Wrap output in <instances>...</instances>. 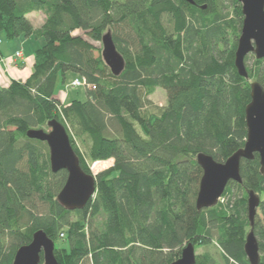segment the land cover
<instances>
[{
    "label": "trees",
    "instance_id": "16d2710c",
    "mask_svg": "<svg viewBox=\"0 0 264 264\" xmlns=\"http://www.w3.org/2000/svg\"><path fill=\"white\" fill-rule=\"evenodd\" d=\"M192 1L0 0V35L42 42L30 76L0 88V264H12L39 230L53 241L58 264H172L190 243L207 249L195 264H249L250 191L260 200L252 230L264 264L257 155L241 160V184L229 182L216 206L195 207L202 176L196 157L224 163L244 146V110L251 82L264 86V59L248 67L247 56L248 78L239 77L240 4ZM37 11L46 19L34 28L27 15ZM76 31L93 42L110 31L122 73L112 76L101 49ZM67 72L84 82V100L63 104L56 95ZM156 89L165 91L162 107L149 100ZM51 120L65 129L84 173L112 161L95 176V195L83 210L59 206L66 172L51 173L46 144L26 137Z\"/></svg>",
    "mask_w": 264,
    "mask_h": 264
},
{
    "label": "water",
    "instance_id": "95a60500",
    "mask_svg": "<svg viewBox=\"0 0 264 264\" xmlns=\"http://www.w3.org/2000/svg\"><path fill=\"white\" fill-rule=\"evenodd\" d=\"M193 5L192 0H184ZM241 6L242 26L234 53V67L239 77L248 78L245 58L253 55L256 60L264 59V0H236ZM101 58L114 77L125 67L117 51L110 31L101 37ZM246 140L244 146L232 154L224 163L212 157L198 154L196 162L202 170L195 200L197 211L216 206L229 182L241 184V160L251 161L254 155L259 159V173L264 177V86L259 82L250 84V102L245 107ZM48 131L31 129L26 137L46 144L49 150L50 171L56 174L66 172V180L56 196V202L68 212L80 211L96 192L94 175L84 173L74 153L68 135L55 120L47 123ZM258 196L250 191L247 198V213L251 231L244 243V253L249 264H258L259 248L253 233V223L259 206ZM58 264L54 256V243L39 230L32 235L29 244L21 246L14 254L12 264ZM196 254L190 243L181 252L180 258L172 264H195Z\"/></svg>",
    "mask_w": 264,
    "mask_h": 264
},
{
    "label": "rangeland",
    "instance_id": "374dc122",
    "mask_svg": "<svg viewBox=\"0 0 264 264\" xmlns=\"http://www.w3.org/2000/svg\"><path fill=\"white\" fill-rule=\"evenodd\" d=\"M225 6H227L226 12L229 14L230 17H233L234 16L233 15V8L230 7L228 5V3L225 4ZM28 15H29L28 16L29 17L28 20L30 21V23L32 24V26L34 28L41 27L43 25L45 19H46V16L44 15V13H42L40 11L32 12V13H30ZM162 23H163V25L167 26L168 29H170V27L167 25L168 22H167L166 17H163L162 18ZM73 35L74 36H82L86 40L91 41V38L88 35H86L83 32H81V31H76V32L73 33ZM238 37H239V35H238ZM23 40H24V38H19V39H15L14 41H7L4 38L3 35H0V46L5 48V51H6V53L8 55H12V54H14L15 51H18V52H21V53H29V52L31 53L32 51H34V49H35V47L37 45H39V46L42 45V42L41 41H38V44L34 48H32L36 41H34L33 39H31V41H30L31 44L28 43V45H26L25 47H22L21 48L19 46V42H22ZM91 42H93V41H91ZM93 44L96 47H98V48L101 49V41L100 42H93ZM14 58H15V54H14ZM254 59H255L254 56L253 55H250V57L248 58V60L246 62V65L248 67H251ZM74 79L80 80V78L78 77V75H75L72 72H67L65 74H60L59 77H58L57 85H59V87L56 90V95L58 97L59 96H62L63 97V99H64L63 104H65V102L68 103V102H70L73 99L84 100V98H85V96H84V87L83 86L77 87V88H73V87L70 86L71 82ZM149 100L151 101V103L154 106H158V107L164 106L165 103H166V94H165V91L162 90V89H156L154 91V93L149 97ZM42 130L48 131V128L47 127H43ZM78 146H79L80 151L81 152H84L83 147L80 144H78ZM110 166H112V161L111 160L104 161V162H95V163H92V164L89 165V169H90L91 175L96 176L98 173H100V172L108 169ZM220 201H222V203H225L226 202V199H224V200L221 199ZM56 245L58 247L63 246V245L66 246V244L62 240H58L57 243H56ZM206 250L207 249H204L202 247H197L195 249V254L197 256H200Z\"/></svg>",
    "mask_w": 264,
    "mask_h": 264
},
{
    "label": "crops",
    "instance_id": "0c3cea01",
    "mask_svg": "<svg viewBox=\"0 0 264 264\" xmlns=\"http://www.w3.org/2000/svg\"><path fill=\"white\" fill-rule=\"evenodd\" d=\"M28 16L29 15H27V18L29 19ZM30 41L31 38L24 39L22 42H19V46L21 48L25 47L26 45H28V43L31 44ZM37 44L38 41L35 42L32 48H34ZM38 47L39 45H37L35 49ZM34 51H32L31 53L20 52L22 54V57L16 59L14 58V54L18 51H15L12 55H8L5 51V48L0 46V88H4L6 85L9 84L11 80L25 81L30 76L33 66ZM59 97L63 103V97Z\"/></svg>",
    "mask_w": 264,
    "mask_h": 264
},
{
    "label": "built area",
    "instance_id": "2783aa9c",
    "mask_svg": "<svg viewBox=\"0 0 264 264\" xmlns=\"http://www.w3.org/2000/svg\"><path fill=\"white\" fill-rule=\"evenodd\" d=\"M21 57H22V54L20 52H16L15 53V58L16 59H19ZM70 86L73 87V88L81 87V86H84V82L82 80L74 79L71 82Z\"/></svg>",
    "mask_w": 264,
    "mask_h": 264
}]
</instances>
